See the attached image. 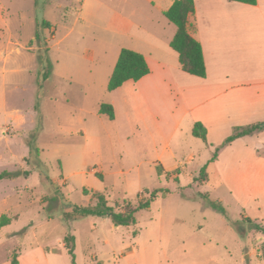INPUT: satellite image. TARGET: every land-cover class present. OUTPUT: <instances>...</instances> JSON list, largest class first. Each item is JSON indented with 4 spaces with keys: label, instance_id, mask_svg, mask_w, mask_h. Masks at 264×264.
I'll use <instances>...</instances> for the list:
<instances>
[{
    "label": "rangeland",
    "instance_id": "rangeland-1",
    "mask_svg": "<svg viewBox=\"0 0 264 264\" xmlns=\"http://www.w3.org/2000/svg\"><path fill=\"white\" fill-rule=\"evenodd\" d=\"M173 1L0 0V174L13 175L0 180V219H9L0 264L45 255L72 264L68 236L75 264H259L244 257L253 250L264 258V174L219 169L217 137L211 147L183 122L169 136L170 102L151 112L135 82L108 92L122 49L167 46ZM101 104L113 106V120ZM153 192L128 226L77 218L94 193L119 211Z\"/></svg>",
    "mask_w": 264,
    "mask_h": 264
},
{
    "label": "crops",
    "instance_id": "crops-1",
    "mask_svg": "<svg viewBox=\"0 0 264 264\" xmlns=\"http://www.w3.org/2000/svg\"><path fill=\"white\" fill-rule=\"evenodd\" d=\"M194 8L187 29L201 45L206 76L181 70L177 53L169 47L175 30L166 41L168 47L151 43L144 52H137L144 56L150 72L134 83V96L149 110L153 103L160 108L162 101L170 102L166 117L174 127L169 136L182 122L191 133L195 123L202 124L211 147V138L216 136L219 141L214 146L219 151L212 163L219 169L240 165L243 171L256 168L264 174V130L224 145L236 129L264 122V0H256L255 5L194 0ZM193 156L190 153L188 159ZM261 210L264 205L259 206ZM243 217L249 219L247 214ZM247 253L246 259L254 254L264 264L256 250ZM45 260L46 255L37 264H49Z\"/></svg>",
    "mask_w": 264,
    "mask_h": 264
},
{
    "label": "trees",
    "instance_id": "trees-1",
    "mask_svg": "<svg viewBox=\"0 0 264 264\" xmlns=\"http://www.w3.org/2000/svg\"><path fill=\"white\" fill-rule=\"evenodd\" d=\"M232 2H239L248 5H255L256 0H229ZM194 0H174L169 9L164 13V17L176 27V32L169 43V47L178 55V62L183 72L204 78L206 76L205 63L203 58V52L200 43L194 39L188 32L187 25L188 19L194 13ZM43 24L42 27H45ZM149 67L143 55L129 49H122L120 51L118 60L114 66L113 72L108 82V92H112L120 88L125 82L132 81L137 82L141 78L149 74ZM99 115L114 119V109L110 104H101L99 108ZM264 130V122L255 125H250L245 128H238L235 132L228 137L224 145L231 143L237 138L252 135L255 132ZM192 136L201 139L207 143L206 129L200 123H195L192 129ZM217 157V151L214 153L212 160ZM159 173L163 171L159 166ZM201 176L205 175L204 170L201 171ZM13 177L12 174L2 173L0 174V180L9 179ZM87 195V190L83 191ZM96 204L91 208H82L77 212L78 217L97 216L106 217L109 216L115 226H128L134 223V214L138 210H144L149 207V200H153L157 197V192L150 194L148 200H142L138 206L134 209L128 207V203L122 210L116 211L113 207H108L104 196L100 193L93 194ZM9 224V219L1 217L0 228ZM264 232V227L261 228ZM64 247L67 253L71 257L72 264H75L74 257V238L68 236L64 239ZM11 264H17L15 260Z\"/></svg>",
    "mask_w": 264,
    "mask_h": 264
}]
</instances>
